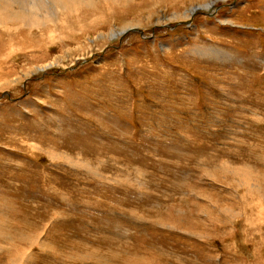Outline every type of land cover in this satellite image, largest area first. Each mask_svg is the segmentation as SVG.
Segmentation results:
<instances>
[{
  "label": "rangeland",
  "instance_id": "1",
  "mask_svg": "<svg viewBox=\"0 0 264 264\" xmlns=\"http://www.w3.org/2000/svg\"><path fill=\"white\" fill-rule=\"evenodd\" d=\"M19 1L0 0V264H264V0L183 21L207 0H91L87 31L79 4Z\"/></svg>",
  "mask_w": 264,
  "mask_h": 264
},
{
  "label": "bare ground",
  "instance_id": "2",
  "mask_svg": "<svg viewBox=\"0 0 264 264\" xmlns=\"http://www.w3.org/2000/svg\"><path fill=\"white\" fill-rule=\"evenodd\" d=\"M215 1L216 0H207L203 5H200L199 4V6H192L190 9H187V10L185 9L186 11L182 15H180V16L178 14H174L173 18L176 19V20H179V21H183L182 19L189 18L194 13V11L196 12L199 9H202V10L209 9V7L212 4H214ZM17 4L24 5L25 3L20 0ZM75 4H79L80 6H82L83 8H85L84 9V12H86V13H83V14L80 15V17H82L83 20H85L86 18H89L90 19V18H93L95 16V18H94L95 20L91 21V24L87 23V24H85L83 26V30L84 31L89 30L90 27L93 24L96 25L98 27V29H101L102 27H105L104 23H106L107 18H100V17L98 18L97 17V15H98L97 14L98 13L97 12L98 11V8L96 9V11H94V9H92L93 6L91 5V0H68L66 5L63 3L62 0H39V2H34V1H33V3L31 2L30 3V7L32 6V8H34L35 10H40V9H43V7H46L48 5H51V6H56L57 5V8H55L56 10H58V11H64L67 8H70L71 5L73 6ZM37 5H39L38 8H36ZM48 8L50 9L49 6H48ZM3 15L0 13V23H4V22H6V20H9V21L10 20H13V19L15 20V18H13L12 17L13 15H11V14H8L6 17H4ZM51 15H52V13H51ZM36 18H37V16L35 14H30L26 19H22V21L21 20H19V21L21 23H23V24H26V25H33V24H37V21L38 20ZM96 18H98V19H96ZM88 20H86V21H88ZM101 23H102V25L101 26H98V24H101ZM164 23L165 22H163V21L160 20V21H158L157 24H164ZM139 25L141 26L142 24L139 23V22H135L133 24H127L126 26H123L122 28H112L111 29V33L109 34V36H105L106 31L100 32L99 35H102L104 38H106L110 42L109 39L112 40V39L116 38L117 36H119L120 34H122L123 32L128 31L127 30L128 27H130L128 29H131L134 26H139ZM22 27H23V25L19 24V27H17L16 29L22 28ZM69 36H70V34H69ZM72 37H74V33L71 35L70 38H72ZM197 49L201 53H203V54H211V56H214V55H216L218 53V51L210 50L209 48H206L205 49V47L204 48L198 47Z\"/></svg>",
  "mask_w": 264,
  "mask_h": 264
}]
</instances>
